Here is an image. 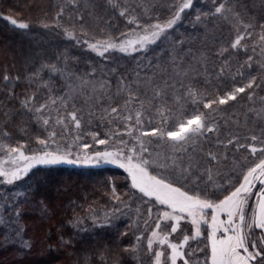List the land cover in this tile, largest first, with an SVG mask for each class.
<instances>
[{
	"label": "snow or ice",
	"instance_id": "obj_1",
	"mask_svg": "<svg viewBox=\"0 0 264 264\" xmlns=\"http://www.w3.org/2000/svg\"><path fill=\"white\" fill-rule=\"evenodd\" d=\"M51 7L41 30L93 53L100 64L77 75L65 53L54 57L61 67L29 63L20 75H3L13 87L0 108L15 107L0 126V187L15 198L0 192V245L32 250L24 218L50 196V173L113 165L125 175L122 185L101 181L111 207L102 216L91 209L76 216L77 232L86 219L92 228L115 229L118 216L135 205L138 235L125 251L142 245L147 264H264V0L258 6L210 0L202 9L196 0L162 6L71 0ZM190 13L210 42L193 50L183 38L174 41L180 55L170 69L147 75L159 59L150 53ZM5 19L31 30L25 19ZM121 57L134 69L124 71ZM17 117L24 119L9 131ZM74 238L60 236L59 243ZM104 247L101 264L112 255Z\"/></svg>",
	"mask_w": 264,
	"mask_h": 264
},
{
	"label": "trees",
	"instance_id": "obj_2",
	"mask_svg": "<svg viewBox=\"0 0 264 264\" xmlns=\"http://www.w3.org/2000/svg\"><path fill=\"white\" fill-rule=\"evenodd\" d=\"M130 2L144 3L145 0H130ZM173 2L175 0H152L154 5L161 6ZM244 2L258 6L260 0H244ZM57 3L67 6L71 0H0V104L5 100L3 92L6 87H13V85H5L2 79L5 72L10 76L20 75L28 69L29 63L37 62L56 64L57 67H61L62 65L54 57L65 53L69 57V71L77 75L83 76L88 73L90 64H100V61L94 58L93 53L64 42L62 37L41 30L40 22L44 19L42 14L45 12L51 14L54 11L51 6ZM209 3L210 0H196V7L202 9L203 5ZM8 15L27 20L31 30L16 28L5 19ZM148 15L152 13L149 12ZM193 15L190 13L187 18L178 22L175 32H170L168 39H162L150 53L149 59L153 57H159V59L154 60L152 70L147 75L151 76L152 72L170 69L172 57L180 55V51L173 48L174 41L183 38L188 42L185 48L193 50L201 43L210 42L204 26L197 24L192 18ZM115 23L123 30L121 20L117 19ZM118 63L123 66L124 71L133 70L135 67L130 59L122 57L118 59ZM253 67L255 69L253 74L259 75L260 68L257 65ZM53 79L57 84L63 83L62 79L55 77ZM16 91H20V88L17 87ZM259 94L264 95V92ZM9 107H15V105L8 104L0 108V126L5 124L4 113ZM235 110L242 111L240 107ZM22 119L24 118L17 117L8 124V130L12 131ZM28 127L30 128L31 125ZM103 168L104 170H80L62 166L61 169L50 173L49 179L53 181L50 196L44 198V206L28 208L34 215L24 218L25 223L30 225L26 239H31L32 250L25 253L19 252L14 247L6 248L0 245V264H101L98 253L105 251L104 246L112 249V255L103 264H108L109 260L114 264H147V253L142 245L135 253L125 251L126 246L136 243L135 237L138 235L135 231L137 223L135 205L131 211L118 216L115 229L92 228L90 219L83 220V227L79 232L75 228L74 218L76 216L83 218L89 215L90 209L102 216L111 207L107 199L108 189L101 183L104 177L116 179L121 185L123 183L124 170L108 165ZM43 175L41 173V176ZM0 192L5 193V198L8 195L15 198V194L8 193L6 188L0 187ZM2 203L3 201H0V204ZM140 227L142 228L143 225L141 224ZM120 232H127V235L119 236ZM49 235L51 239H48ZM60 236H63L65 241L71 237L75 238L71 239L70 244H62L59 243Z\"/></svg>",
	"mask_w": 264,
	"mask_h": 264
},
{
	"label": "rangeland",
	"instance_id": "obj_3",
	"mask_svg": "<svg viewBox=\"0 0 264 264\" xmlns=\"http://www.w3.org/2000/svg\"><path fill=\"white\" fill-rule=\"evenodd\" d=\"M106 166V165H105ZM108 166H113V165H108ZM114 167H116V166H114Z\"/></svg>",
	"mask_w": 264,
	"mask_h": 264
}]
</instances>
